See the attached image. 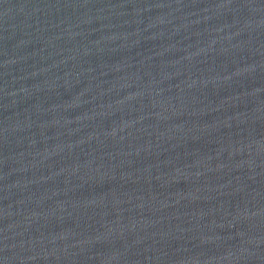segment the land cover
I'll use <instances>...</instances> for the list:
<instances>
[{
	"label": "water",
	"instance_id": "obj_1",
	"mask_svg": "<svg viewBox=\"0 0 264 264\" xmlns=\"http://www.w3.org/2000/svg\"><path fill=\"white\" fill-rule=\"evenodd\" d=\"M0 264H264V0H0Z\"/></svg>",
	"mask_w": 264,
	"mask_h": 264
}]
</instances>
